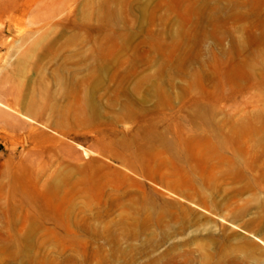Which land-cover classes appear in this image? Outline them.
<instances>
[{"label":"rangeland","instance_id":"obj_1","mask_svg":"<svg viewBox=\"0 0 264 264\" xmlns=\"http://www.w3.org/2000/svg\"><path fill=\"white\" fill-rule=\"evenodd\" d=\"M0 264H264V0H0Z\"/></svg>","mask_w":264,"mask_h":264},{"label":"bare ground","instance_id":"obj_2","mask_svg":"<svg viewBox=\"0 0 264 264\" xmlns=\"http://www.w3.org/2000/svg\"><path fill=\"white\" fill-rule=\"evenodd\" d=\"M0 105H2V103L0 102Z\"/></svg>","mask_w":264,"mask_h":264}]
</instances>
